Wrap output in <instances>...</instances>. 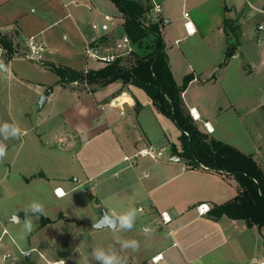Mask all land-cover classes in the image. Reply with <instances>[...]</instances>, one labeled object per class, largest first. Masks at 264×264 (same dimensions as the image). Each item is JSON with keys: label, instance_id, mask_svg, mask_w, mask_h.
<instances>
[{"label": "crops", "instance_id": "1", "mask_svg": "<svg viewBox=\"0 0 264 264\" xmlns=\"http://www.w3.org/2000/svg\"><path fill=\"white\" fill-rule=\"evenodd\" d=\"M148 1L151 15L162 21L161 35L174 81L180 85L184 76L194 75V79L182 93V99L190 115L191 111L197 115L195 119L192 115L191 117L201 131H206L207 125L211 129L210 135L228 144L214 135L217 129L211 120L218 121V111L231 108V101L227 103L221 95L224 92L233 94L237 91L231 76L238 66H241L239 69H243V59L246 60V68L253 74L264 72L262 52L264 31L258 30V26L264 24V0ZM139 2L144 3L145 0ZM177 4L182 8L179 17L173 13ZM154 5L160 7L159 13L153 12ZM184 13H188V18L193 24L194 33L191 35H187L184 30L186 21ZM96 14L97 9L90 0H0V35L15 34L18 37L13 54H8L0 48L4 52V55L0 54V66L4 67V71L7 68L12 71L13 61L23 57L19 46L24 45L25 40L32 37L37 42H43L47 49L42 62L29 61L30 63L51 73H53L49 68L51 65L65 66L77 71L92 69L93 63L96 62L85 59L83 54L85 46L95 42L102 52H108L123 34L120 16L115 18V23L112 18L105 21L106 15H103L101 32H98L95 24L84 27L80 15L91 16L94 19ZM224 19L233 20L234 25L238 27L237 39L229 36L233 41L237 40V45L228 64L212 79L211 76L223 61L229 45V38L222 29ZM93 25L96 29L92 28ZM173 25L179 30L180 35L170 41L168 35ZM240 42L246 43L245 53L240 51ZM254 42L257 43L258 50L253 49ZM251 49L254 51L253 56L250 54ZM177 50L179 54L176 53ZM5 55L6 60L3 61ZM78 63L82 65L76 67ZM56 82L55 75L54 85L58 86ZM51 88L50 86L47 89V94ZM68 89L78 99H83L84 104L83 111L77 115L78 122L68 125L71 130L85 133L88 137L81 141L79 151L85 145L91 144L92 149H97L102 155L100 159L102 166L98 167L97 173L93 176H99L109 168L121 166L124 164L122 160L125 156H132L144 147H152L148 134L139 123L145 107L151 109L159 125L164 124L167 119L157 113L146 94L134 86L122 88L120 82H114L94 91ZM222 102H225L227 107L214 112L216 106H223ZM103 106L110 108L109 114H112L111 109L117 110L122 120L127 119L131 122V129L127 125H118L114 128L106 119L104 123L99 121L97 123ZM241 119L242 115L239 114L240 123ZM34 129L33 134L38 136V130ZM130 132L136 135V139L129 136ZM65 136H68V132L62 137L68 142L66 146H62L66 148L73 142ZM178 136L177 130L176 139L167 142L169 152L166 153L163 148H156L161 151L158 159L144 157L138 159L135 164V170L136 167L139 168V173L136 174L134 171L137 177L134 191L138 194L136 197L145 204L147 213L138 218L139 222L136 221L134 230L139 227L142 231L144 226H150L154 233L153 243L141 244L138 251L122 252L121 255L126 256L130 264H264V240L260 230L256 227H247L241 220L227 217L210 219L207 214H198L197 207L201 204H206L210 208L232 199L236 194V184L232 179L213 171L186 168L180 158L172 152V146L179 148ZM93 143L95 145H92ZM231 146L240 150L235 145ZM251 154L261 164L256 153ZM98 162L99 160L94 163ZM128 168L126 164V168L123 167L121 170L126 171ZM133 168L129 169L134 170ZM35 171L38 173L37 169ZM45 175V171L41 170L38 178L45 179ZM82 179L83 182H88L90 178L85 174ZM25 181L29 182L27 179ZM126 184V181H122L116 184L117 187L97 188L100 197V202H97L106 204L104 206L107 214L113 216L127 211L128 204L135 199V195L129 197L128 194L121 192L124 191ZM56 189L62 190L58 185L53 187V191ZM161 213L170 217V223L166 226L161 224ZM100 217L101 214L93 224ZM161 229L167 238L159 236ZM154 257H157L155 261Z\"/></svg>", "mask_w": 264, "mask_h": 264}, {"label": "rangeland", "instance_id": "2", "mask_svg": "<svg viewBox=\"0 0 264 264\" xmlns=\"http://www.w3.org/2000/svg\"><path fill=\"white\" fill-rule=\"evenodd\" d=\"M90 1L94 3L97 14L94 19L80 15L84 27L95 24L98 32H101L103 15L113 20L120 16L109 0ZM173 13L176 17L181 16L182 8L179 4L173 9ZM114 22L116 23V20ZM171 30L168 39L173 41L180 34L174 25ZM239 45L241 53H245L246 43L240 42ZM257 46L254 42L253 49L258 50ZM253 49L250 53L252 56ZM19 51L23 56L27 54L25 45H20ZM262 52L264 53L263 50ZM2 53L4 55V52ZM176 53L179 54L178 50ZM5 60L6 55L3 58V61ZM245 63L246 60L243 59V69H239L241 66L236 69L235 66L236 70L231 76L237 91L233 94L224 92L221 95L227 103L231 101V108L218 111V121L212 119L211 123L217 129L215 136L237 146L244 153H256L264 165V72L253 74L246 68ZM81 65L82 63H78L76 67ZM93 66L94 70L101 64L93 63ZM219 72L220 69H215L212 75L217 77ZM54 82L53 73L30 63L24 57L13 61L12 71L10 68L5 71L0 68V122L15 123L23 132L18 139L6 141L8 154L6 159L0 161V236L5 230L6 235L2 237V243L16 257L17 264H54L61 261L63 264H96L91 256L92 249L112 245L115 235L113 230L108 228L93 229V222L98 215L102 211L106 212V204L97 202L100 197L96 190L108 186L117 187L116 184L126 181L125 189L121 192L129 197L135 195L133 202L128 204V210H136L139 222L138 218L147 213L145 204L136 197L138 194L134 191L139 168L122 171L121 168H126L124 163L105 170L99 176H93L98 167L102 166L101 152L92 149L91 144L85 145L79 151L81 141L88 137L85 133H78L69 128L78 122L77 115L83 111L84 104L83 99H78L68 88L82 91V88L87 87L77 84L62 87L54 85ZM50 86L52 88L47 94ZM41 97L45 100L39 108ZM226 107L224 102L223 106H216L214 112ZM111 110L112 114H109L110 108L103 106L97 123H104L106 119L114 128L127 125L131 129L129 120H122L117 110ZM239 114L242 115V123L238 121ZM165 120L164 124L159 125L151 109L145 107L139 123L148 134L152 147L163 148L167 153V142L176 139L177 129L170 120ZM34 128L38 130V136L33 134ZM67 132L68 136L65 137H69L73 143L59 149L54 145V140L63 137ZM129 136L136 139L133 132H130ZM97 160L99 162L94 163ZM41 170L46 173L45 179L38 178ZM85 174L90 178L88 182H83L82 177ZM56 185L63 190L64 196L56 197L53 191ZM33 200L44 204L46 215L38 219L32 217L33 227L29 232L23 228L24 209ZM118 234L134 238L140 241V244L153 243L154 233L150 239L145 240L139 227L132 232ZM159 236L167 238L163 229L159 231Z\"/></svg>", "mask_w": 264, "mask_h": 264}, {"label": "trees", "instance_id": "3", "mask_svg": "<svg viewBox=\"0 0 264 264\" xmlns=\"http://www.w3.org/2000/svg\"><path fill=\"white\" fill-rule=\"evenodd\" d=\"M109 1L120 14L122 33L130 39L134 50L112 64L86 72L51 65L49 68L57 77L56 84L68 86L76 82L87 87L82 90L94 91L120 82L122 88L134 86L142 90L157 113L169 119L178 130L179 148L172 146V152L186 168L213 171L235 182V196L222 204L211 206L208 217L241 220L247 227L260 230L264 240V166L253 154L243 153L199 129L182 99V93L194 75L184 76L180 85L174 81L161 35L162 21L151 15L149 1ZM222 29L229 38V45L216 70L228 64L237 45V40H232L238 37V27L234 21L224 19ZM17 38L15 34L0 35V48L13 54Z\"/></svg>", "mask_w": 264, "mask_h": 264}, {"label": "built area", "instance_id": "4", "mask_svg": "<svg viewBox=\"0 0 264 264\" xmlns=\"http://www.w3.org/2000/svg\"><path fill=\"white\" fill-rule=\"evenodd\" d=\"M153 12L159 13L160 7L158 5L153 6ZM183 17L185 18L184 22V30L187 35H191L194 33V28L192 22L189 20L188 13H184ZM105 21H109L110 17L104 16ZM189 25H191V31L189 30ZM93 29H96V26H92ZM258 30L264 31V24H261L258 26ZM178 42H176L177 44ZM25 48L27 50V54L23 56L25 59L33 62H42L44 53L47 49L46 45L43 42H37L34 38H28L24 42ZM134 50V46L132 45L130 39L125 35L122 34L117 41L114 43V46L111 50L108 52H102L97 45H95V42L89 43L85 46L83 50L84 57L87 61L96 62L98 64H101V66L112 64L115 60L118 58H121L123 56H126L130 54ZM2 53V50L0 49V54ZM88 69H85L86 72ZM76 85L77 83H72ZM192 117L195 119L197 118V115H195L191 111ZM206 131L209 133L211 132V129L205 125ZM54 143L58 146H66L68 144L66 139H63L62 137H58L54 140ZM161 156V151L159 149L153 148V147H144L140 150H138L135 154L132 156H125L123 157V162L127 164V167L133 168L135 167V164L138 159L140 158H150V159H158ZM145 175H147V172H145ZM57 189L54 191L55 195L57 194ZM210 208L206 204H201L197 207V212L199 215H206L209 212ZM161 224L163 226H166L170 223V217L165 214L161 213ZM170 233V232H169ZM6 235L5 230L1 232L0 236V264H17L16 257L8 251L5 246L2 243V237ZM158 257V256H157ZM157 257L153 258V261L157 259ZM55 264V263H54ZM263 264V263H261Z\"/></svg>", "mask_w": 264, "mask_h": 264}, {"label": "clouds", "instance_id": "5", "mask_svg": "<svg viewBox=\"0 0 264 264\" xmlns=\"http://www.w3.org/2000/svg\"><path fill=\"white\" fill-rule=\"evenodd\" d=\"M22 134V129L17 124L0 122V161L6 159L8 154L6 141L18 139ZM60 194L62 195L63 193ZM24 211L25 219L23 221V228L29 232L33 227L32 217L38 219L40 216L46 215L44 204L36 200L29 202ZM113 216L116 221V227L113 229L115 233L114 243L107 248L95 247L92 249L91 256L96 261V264H127V257L121 255V253L127 251L136 252L141 247L140 241L118 234L129 233L135 229L137 221L136 210L129 209L119 214H113ZM93 227H96V225L93 224ZM142 232L145 240L151 238L152 229L150 226H144ZM60 264H63V261Z\"/></svg>", "mask_w": 264, "mask_h": 264}, {"label": "water", "instance_id": "6", "mask_svg": "<svg viewBox=\"0 0 264 264\" xmlns=\"http://www.w3.org/2000/svg\"><path fill=\"white\" fill-rule=\"evenodd\" d=\"M2 70H4L3 66H0ZM44 97L40 98L39 108L42 107L44 103ZM96 227H93L94 230H101L104 228L115 229L116 221L113 216L107 214L105 211H102L100 219L95 223Z\"/></svg>", "mask_w": 264, "mask_h": 264}, {"label": "bare ground", "instance_id": "7", "mask_svg": "<svg viewBox=\"0 0 264 264\" xmlns=\"http://www.w3.org/2000/svg\"><path fill=\"white\" fill-rule=\"evenodd\" d=\"M57 191H58V193H57V194H58V196H61V197H62V196H64V193H63V191H62V190H58V189H57ZM57 191H56V192H57ZM60 193H63V194L61 195ZM55 264H60V263H55Z\"/></svg>", "mask_w": 264, "mask_h": 264}, {"label": "snow or ice", "instance_id": "8", "mask_svg": "<svg viewBox=\"0 0 264 264\" xmlns=\"http://www.w3.org/2000/svg\"><path fill=\"white\" fill-rule=\"evenodd\" d=\"M189 30L191 31L192 29H191V25H189Z\"/></svg>", "mask_w": 264, "mask_h": 264}]
</instances>
